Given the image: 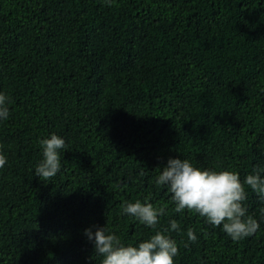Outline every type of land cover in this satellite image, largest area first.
I'll return each mask as SVG.
<instances>
[{
	"label": "trees",
	"instance_id": "1",
	"mask_svg": "<svg viewBox=\"0 0 264 264\" xmlns=\"http://www.w3.org/2000/svg\"><path fill=\"white\" fill-rule=\"evenodd\" d=\"M0 93V264H101L84 230L137 246L155 233L122 206L146 198L180 226L175 264H264V198L246 187L260 228L234 242L155 183L170 158L264 175V0H0Z\"/></svg>",
	"mask_w": 264,
	"mask_h": 264
},
{
	"label": "clouds",
	"instance_id": "2",
	"mask_svg": "<svg viewBox=\"0 0 264 264\" xmlns=\"http://www.w3.org/2000/svg\"><path fill=\"white\" fill-rule=\"evenodd\" d=\"M11 103L9 96L0 93V120L6 121L9 118ZM40 146L43 159L35 167L34 175L42 181H50L61 171L66 142L53 133L49 138L42 139ZM7 163L6 155L0 151V170ZM160 169L155 183L157 186H165L171 193L176 213L183 214L185 210L194 212L213 228L222 226V230L234 242L252 236L259 230V222L248 214L244 202L248 198L246 187L264 198V175L261 170H254L241 181L239 174L234 171L201 169L193 166L188 159L181 158H170L167 165ZM122 212L151 228L155 234L133 246L125 245L106 226H90L84 230V235L93 242L95 254L103 258L101 264H175L174 258L179 255V246L168 233L179 232L180 226L172 219L169 221L170 228H157L161 218L167 215L165 207L154 206L146 198L143 203L139 200L125 203ZM93 227H96L94 232ZM196 241L195 231L188 229L184 247Z\"/></svg>",
	"mask_w": 264,
	"mask_h": 264
}]
</instances>
